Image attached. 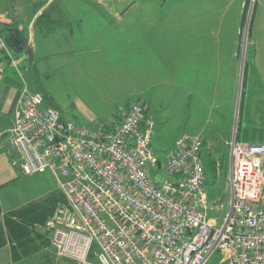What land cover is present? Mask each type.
Here are the masks:
<instances>
[{
    "label": "built area",
    "instance_id": "built-area-1",
    "mask_svg": "<svg viewBox=\"0 0 264 264\" xmlns=\"http://www.w3.org/2000/svg\"><path fill=\"white\" fill-rule=\"evenodd\" d=\"M255 0H253V3ZM20 74L0 33L5 64ZM22 81L11 141L25 175L53 173L64 203L47 222L57 253L77 264H264V143H229V211L221 225L204 189L203 140L184 135L158 182L148 105L133 102L115 128L62 118ZM154 177H152V176ZM68 203V204H67Z\"/></svg>",
    "mask_w": 264,
    "mask_h": 264
},
{
    "label": "crops",
    "instance_id": "crops-1",
    "mask_svg": "<svg viewBox=\"0 0 264 264\" xmlns=\"http://www.w3.org/2000/svg\"><path fill=\"white\" fill-rule=\"evenodd\" d=\"M119 2L50 0L42 10L36 11L30 22L29 53L37 56L44 53L48 57L57 49L56 54L63 57V63L52 70L59 74L63 85L75 87L90 101L99 97L98 102L133 103L134 99L149 97L155 90L151 95L162 104V116L166 104L171 102L174 121H183L181 135L198 136L203 140L205 166L209 161H214L215 166L221 165L223 156L217 145L223 144L229 154V143L234 137L239 142L264 143L249 139L245 131L243 135L240 133L245 126L244 102V110L251 118H258L256 113L264 112V0H259L253 12L249 50L242 48L244 24L251 16L250 10L246 20L248 0H173L172 14L163 21L169 31L162 33L149 30L150 26L155 27L156 19H152L146 9L159 2L132 0L117 9ZM169 18L171 26L167 25ZM5 23L9 21L1 20L0 26ZM132 54L135 57L131 59ZM104 55L117 62L111 64L119 68L121 65L126 74L125 79L109 91L95 87V79H105L107 69L102 76L98 74L94 59ZM145 56L152 66L147 65V57L145 64L139 62L138 57ZM124 57L128 60L126 63ZM34 67L37 73V64ZM114 83L116 81L109 86ZM124 87H129L126 97ZM21 89L22 81L16 70L6 67L0 81L2 150L13 148L10 140L5 141L3 137L11 135L14 103ZM60 113L62 118L85 125V121L68 119ZM119 124L106 123V126L113 129ZM15 155L18 159V153ZM208 197L210 200V195ZM16 210L5 212L0 201V264H37L36 254L19 257L15 244L8 235L4 237L8 233L6 214ZM34 243L33 252L42 247L40 257L49 261L52 252L47 250L48 242Z\"/></svg>",
    "mask_w": 264,
    "mask_h": 264
},
{
    "label": "rangeland",
    "instance_id": "rangeland-1",
    "mask_svg": "<svg viewBox=\"0 0 264 264\" xmlns=\"http://www.w3.org/2000/svg\"><path fill=\"white\" fill-rule=\"evenodd\" d=\"M121 2L118 3L117 9H120L122 5L126 3H130L132 0H119ZM50 0H0V21L4 20L7 22L13 21L17 23L18 27L24 32L26 35L27 41V49L25 52L14 55L17 59L20 74L18 75L20 80H25L30 86V90L33 92H40L44 96L48 98L45 101V104L56 108L64 113V116L68 119L77 120L78 122L83 123L85 121V125L89 128H95L99 125L106 126L107 124H118L121 123L125 116L129 111V107L131 102H115L113 100L107 102H98L99 100L96 97L94 101H90V99L84 98L83 95L76 90L75 87H70L69 85H63L62 80L59 77L58 73L52 70V68H56L60 63H63V57L61 55L56 54L58 52L57 49L53 50V55H49L48 57L41 53L40 55H33L29 53L30 50V39H29V25L31 20L33 19V15L37 13L36 11H40L43 9L45 5H48ZM149 3H158L155 6L146 7L148 14L151 15L152 19H156V25L150 26V31L159 32H167L169 30L166 29L164 18L172 14L173 11V0H146ZM259 0H251V6L248 14L253 12L255 8H257ZM116 5L117 2L115 1ZM39 5V6H38ZM33 6V7H32ZM35 7V8H34ZM112 8V7H111ZM248 19V17H247ZM160 20L163 23H160ZM160 23V24H159ZM167 25H172V20L169 18V22ZM250 19L245 21L244 29H243V46L249 50L252 47V40L248 38ZM147 55H150L147 51ZM108 55H104L100 58H95L98 74L105 72V79H95L97 85L95 87H101L102 90L109 91L112 86H117L119 82L125 79L126 74L124 73V68L120 65V68L114 59ZM135 57L134 54L129 56V58ZM137 57V56H136ZM147 57L148 63L147 65H151L149 63V57L145 56L144 58H139V62L142 61L145 64V59ZM93 58V56H92ZM126 63L128 61L125 57L123 59ZM131 61V60H130ZM120 63L123 62L120 60ZM37 64V73H35L34 65ZM138 64V63H137ZM7 66V63L5 64ZM145 66V65H144ZM152 66V65H151ZM5 67V69H6ZM148 70V68H145ZM2 80V79H1ZM116 81L113 85L109 86V83ZM100 86V87H99ZM127 88L124 87L122 90L124 91V96L127 95ZM155 90H153V93ZM153 93L148 94L149 97H144V101L134 99L132 102L139 101L148 105L147 118L152 120L154 123V135L152 139V149L154 150L156 157L162 163V170H158L157 174H155V178L158 182H163L164 180H175L174 178L168 176L164 172L165 165L176 148V141L182 137L181 120L174 121L173 119V104L170 102L165 109V112L162 116V104L157 102L155 95H151ZM119 98V97H118ZM133 99V98H132ZM17 100V97H16ZM15 100V103H16ZM14 103V105H15ZM246 107L245 102L243 104V114L242 118L244 119V129L240 131L243 135V131L250 135L251 140L255 141H264V112H258V118H251L250 115L245 112L244 108ZM249 113H252L248 111ZM80 116V118L78 117ZM184 115L186 118L188 117L187 110ZM246 120H245V116ZM181 121V122H180ZM177 122V123H176ZM180 123V124H179ZM187 124V123H186ZM14 119L10 126L13 128ZM108 126V125H107ZM187 128V126L185 125ZM2 137V133L0 132V138ZM198 137V136H195ZM5 141L10 140L12 143L11 135L7 134L3 137ZM219 143V142H218ZM223 144L219 143L217 147L222 152L221 165L218 167L215 166L214 161H209L206 166V183L204 185L205 191L210 195L211 204L214 205V210L211 213V218H216L218 220V224L221 225L225 214L229 211V167H230V156L226 152L227 147L222 146ZM13 146V144H12ZM16 149L7 148V150H2V145H0V201L2 204V208L5 212L11 211L14 209L21 210L26 206L31 204H45L47 201H53V199H60L59 204H56V208L53 214L50 216L53 217L55 212L66 203V197L61 189V183L57 176L53 173H41L36 175H25L21 172L19 167L13 166V162L16 157ZM152 176V175H151ZM154 177V176H152ZM68 204V203H67ZM65 205V204H64ZM16 210V211H17ZM47 219L44 224H40L36 227L38 233L37 242H48V249L51 253V257L49 261L45 260V257H40L42 252V247L37 252H33L37 257V264H77L71 260L65 259L61 257L57 250L55 249L53 242V234L47 228V222L50 220ZM45 248H43L44 250ZM53 254V256H52ZM28 264H34L30 262ZM208 264H229L226 260H224L223 256L216 253Z\"/></svg>",
    "mask_w": 264,
    "mask_h": 264
},
{
    "label": "trees",
    "instance_id": "trees-1",
    "mask_svg": "<svg viewBox=\"0 0 264 264\" xmlns=\"http://www.w3.org/2000/svg\"><path fill=\"white\" fill-rule=\"evenodd\" d=\"M250 4L251 0H248L245 10L246 20L250 9ZM253 12L250 16L248 38L251 36L250 34ZM0 33L4 36L13 56L19 55L26 51V35L18 27L17 23L11 21L9 23L2 24L0 26ZM41 95L43 96L44 101L48 100L46 96L43 94ZM61 198L53 199L52 202L47 201L45 204H31L26 206L24 209L6 214L8 221L6 223V228L8 233L6 232L4 237H7L8 235L10 240L15 244L14 250L16 251V254H19V257H27L33 253L34 250L32 248L36 245L34 242H37L38 239L36 227L40 224H44L46 220L50 218L56 208V204H59ZM4 242H7V238H5Z\"/></svg>",
    "mask_w": 264,
    "mask_h": 264
}]
</instances>
